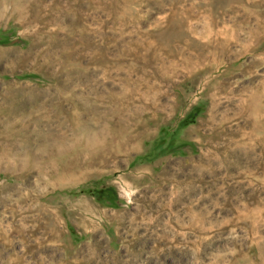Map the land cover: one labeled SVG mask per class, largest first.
Listing matches in <instances>:
<instances>
[{
    "label": "rangeland",
    "instance_id": "rangeland-1",
    "mask_svg": "<svg viewBox=\"0 0 264 264\" xmlns=\"http://www.w3.org/2000/svg\"><path fill=\"white\" fill-rule=\"evenodd\" d=\"M43 1L71 20L0 0V264H264V1Z\"/></svg>",
    "mask_w": 264,
    "mask_h": 264
},
{
    "label": "bare ground",
    "instance_id": "bare-ground-1",
    "mask_svg": "<svg viewBox=\"0 0 264 264\" xmlns=\"http://www.w3.org/2000/svg\"><path fill=\"white\" fill-rule=\"evenodd\" d=\"M56 1H60V0H56ZM67 1V0H66ZM73 1V3L76 5V9L74 10L75 12V15H77L76 17L73 18V21H76L78 22V13L80 11V6L82 5V2L83 0H71ZM122 1H125V0H102L101 2H99V4H97V6L99 7H102V8H108L112 13H117L120 11V7L122 5ZM141 3L143 4H147V5H153L154 2L153 0H139ZM167 1V0H159L157 1V6L161 7L163 6V3ZM176 3L175 4H178V3H181L180 1L181 0H175ZM261 1V0H260ZM264 1V0H262ZM174 2V1H173ZM184 2V1H183ZM239 2H242L243 6L244 5H248L246 4V2H244V0H241ZM90 4V3H89ZM29 6H33L34 10L32 12V15H33V19L32 21L30 19H25L23 21V24L25 26H29L31 25V23H34V24H37L38 25V33L42 34L43 32L46 31V26L48 24H50L52 21H56L57 19H68L70 18L69 17V13L67 12H63L61 11L57 6H52V7H48L46 4H45V1L43 0H21V2H19L18 4H15V8H14V11L17 13V15H19L21 18L24 19V17L27 18V15L23 16L22 14H24V10L25 8H28ZM89 5H87L88 7ZM194 8V7H192ZM101 9V8H100ZM22 10V11H21ZM184 11V10H183ZM190 11H191V8H190ZM195 11V10H194ZM27 12V11H26ZM186 12V11H184ZM199 12V11H198ZM30 13V12H28ZM194 13V12H193ZM1 12H0V16H1ZM27 14V13H26ZM31 14V13H30ZM97 14V13H96ZM100 14V13H99ZM1 18V17H0ZM28 20V21H27ZM71 20V18H70ZM75 21V22H76ZM129 21H133V18L132 20L130 19ZM126 22H128L126 20ZM135 23V22H134ZM213 23L214 21H210L208 22L207 24V33L205 35V39H203L202 41L204 43H206V46H210V45H213L214 44V40L215 38L217 37H229L231 36L230 33H227L226 30H217L215 31L214 28H213ZM22 24V23H21ZM61 24V23H59ZM196 24V23H195ZM137 26V24H136ZM184 28L186 29L187 33L190 34V33H193V31L196 30V26L192 23H190L188 21V23L186 25H184ZM63 32V31H62ZM38 34V35H40ZM144 34V33H142ZM141 34V35H142ZM32 35V34H31ZM148 34H144L143 36L145 37H148L147 36ZM193 35H196V32L193 33ZM83 36V35H82ZM142 36V37H143ZM79 40L83 39L81 37V35H79ZM134 38V37H133ZM132 38V39H133ZM150 38V37H149ZM198 38V37H197ZM200 38V37H199ZM202 38V37H201ZM77 39V38H76ZM142 39H145L144 37ZM132 41V40H131ZM150 41V40H149ZM147 41V42H149ZM144 42V41H143ZM141 44V43H140ZM144 44V43H143ZM137 43L135 42V44H133L132 47L135 46L134 48V51L136 52V48H137ZM151 45V44H150ZM228 45V41H226V39H224V41L222 42V46L223 47H226ZM140 46V45H139ZM142 47V46H141ZM182 47V46H181ZM131 48V46H130ZM157 48V47H156ZM169 48H172V47H169ZM142 49V48H141ZM184 49V48H183ZM159 51V50H158ZM138 52H139V49H138ZM150 52V51H149ZM148 52V53H149ZM146 53V52H145ZM168 53V51H167ZM122 54V53H121ZM199 54V53H198ZM144 55V54H143ZM156 55L159 56V53ZM146 57V56H145ZM191 57L192 56H186V60L187 61H190L191 60ZM200 57V56H199ZM202 57V56H201ZM91 58V57H90ZM148 58V56H147ZM196 58V57H195ZM143 60V59H141ZM146 60V59H145ZM172 60V59H171ZM177 61V60H176ZM198 61V60H197ZM202 61V60H201ZM179 62V61H178ZM200 62V61H199ZM146 63V61H145ZM152 65V64H151ZM154 65V64H153ZM152 65V66H153ZM145 69V68H144ZM212 70V69H211ZM74 75H79V73L77 72H74L73 73ZM129 74V73H128ZM70 75V74H69ZM82 76V75H81ZM43 92V91H42ZM253 92V91H252ZM44 96V95H43ZM10 97V96H9ZM57 101V105L58 107L62 110L63 109V101L60 100V99H56ZM244 101L246 104L250 103V106L251 107H254V105H256L258 102L260 101H263L264 103V85L260 87V89H257L254 93H252L250 96H246L244 97ZM87 104L86 102H81V105L78 104L79 107H77L76 109V113L74 114L76 117L80 115V111L79 109H81L82 107L84 108H87ZM70 105V104H69ZM71 106V105H70ZM77 106V105H76ZM74 108V107H73ZM95 108V106H94ZM93 108V109H94ZM144 108H150V105L147 104V106L145 105ZM12 109H14L12 107ZM75 109V108H74ZM11 110V109H10ZM12 111V110H11ZM14 112V111H13ZM88 115V113H87ZM5 116V115H4ZM60 117V116H59ZM11 118V117H10ZM126 118V117H125ZM2 120V119H1ZM130 121V118L126 121V123L124 124L123 128H124V131L127 133V136L125 139H122L121 140V148H127L128 145L132 144V142L136 139H138L139 137H141L142 135H145L146 133L149 132V128L145 125L143 126H136L131 132L130 131H127L126 130V127H127V123H129ZM11 122V121H10ZM137 124V123H136ZM6 143V147L5 149L0 153V161H2L3 159H7L8 158V155L10 153H12L14 151V147L17 143L14 142V140H11V141H7L5 142ZM0 144H1V141H0ZM24 146V145H23ZM57 150H59V148L55 147V146H51L48 148V152H49V155H53L57 152ZM25 154V152H24ZM103 156V155H102ZM99 158V157H98ZM99 160H103V157H100ZM29 165V164H27ZM35 168V167H34ZM70 166L66 163L65 166H63L62 163L58 164L56 162H50L46 168L44 169V174L50 176L51 175V181L52 183H55L56 181L57 182H64V181H67L69 180V178H66V175H64V171L67 172V170H69ZM39 171V169H38ZM0 201H2V199L0 198ZM243 264H248L247 261H245Z\"/></svg>",
    "mask_w": 264,
    "mask_h": 264
}]
</instances>
